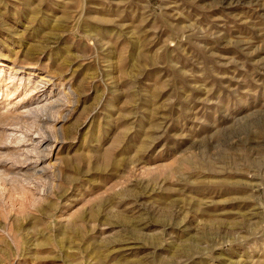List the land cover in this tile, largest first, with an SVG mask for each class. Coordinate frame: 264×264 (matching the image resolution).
I'll use <instances>...</instances> for the list:
<instances>
[{
	"label": "rangeland",
	"instance_id": "1",
	"mask_svg": "<svg viewBox=\"0 0 264 264\" xmlns=\"http://www.w3.org/2000/svg\"><path fill=\"white\" fill-rule=\"evenodd\" d=\"M0 264H264V0H0Z\"/></svg>",
	"mask_w": 264,
	"mask_h": 264
},
{
	"label": "bare ground",
	"instance_id": "2",
	"mask_svg": "<svg viewBox=\"0 0 264 264\" xmlns=\"http://www.w3.org/2000/svg\"><path fill=\"white\" fill-rule=\"evenodd\" d=\"M132 193V192H131ZM178 256H180V255H178ZM186 256H188V255H186ZM181 257H182V255H181Z\"/></svg>",
	"mask_w": 264,
	"mask_h": 264
}]
</instances>
